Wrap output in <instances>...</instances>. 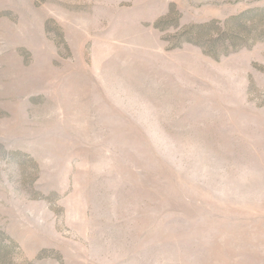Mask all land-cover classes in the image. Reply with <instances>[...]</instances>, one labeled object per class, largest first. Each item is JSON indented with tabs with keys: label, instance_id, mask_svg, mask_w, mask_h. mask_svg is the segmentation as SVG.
<instances>
[{
	"label": "rangeland",
	"instance_id": "rangeland-1",
	"mask_svg": "<svg viewBox=\"0 0 264 264\" xmlns=\"http://www.w3.org/2000/svg\"><path fill=\"white\" fill-rule=\"evenodd\" d=\"M0 264H264V0H0Z\"/></svg>",
	"mask_w": 264,
	"mask_h": 264
}]
</instances>
